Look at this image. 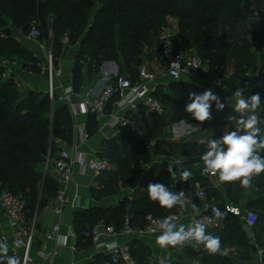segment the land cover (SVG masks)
<instances>
[{
    "label": "trees",
    "instance_id": "1",
    "mask_svg": "<svg viewBox=\"0 0 264 264\" xmlns=\"http://www.w3.org/2000/svg\"><path fill=\"white\" fill-rule=\"evenodd\" d=\"M247 2L248 0H0V30L7 23L6 18L14 26L22 27L23 32L29 31L32 23H37L40 37L46 38L50 32V49L54 65L62 50L64 38L67 39L68 45H78L76 62L71 70L72 89L78 92L83 82L80 60L84 56L94 61H99L100 57L118 59L123 69L120 73L125 72L126 76L135 81L141 65L140 56L144 45L150 42L148 39L150 32L163 26L168 16H174L179 20V38L174 41L176 50L191 49L204 62L208 61L210 67H213L218 60L222 63L227 58L232 60L233 73L229 78L228 86L237 79L240 82L237 87L246 88V96L258 91L262 95L264 91L253 87L254 84L247 80L245 75L257 70L261 63L259 75L264 78L262 51L264 23L251 33V39L235 31L246 20L247 6L250 4ZM226 24L231 25L229 29L225 27ZM232 28L234 32L231 31ZM0 54L6 58L14 56L24 59L26 61L24 66H28V69L34 72L40 70L39 60L32 57L10 34L1 36L0 33ZM28 61H31V64L27 65ZM2 71L3 67L0 66V75ZM182 83L184 82L170 83L171 92L177 97L173 96L167 101L185 109L190 101L188 93L179 88ZM159 101L161 102L160 99ZM228 101L234 104L235 98ZM215 109L213 103L211 113ZM94 117L93 114H89L88 117L87 129L90 134L96 131ZM71 120L70 109L66 104L58 102L56 95L50 99L46 92L33 90L22 92L15 85L12 77L0 81V184L24 200L26 218H32L48 198L52 199L56 195L49 169L57 152L56 139L66 138L69 135L67 133ZM186 120L190 123L197 122L191 115L187 116ZM160 128L161 126H156L146 135L137 137L130 144V150L124 152L123 158L119 156L120 152L101 155L112 162L116 161L119 168L117 172H111L113 174H105L107 180L95 191L96 199L117 194L120 186H127L137 177L143 163H152L153 153L147 148L152 137L156 138V153L189 157L188 162L196 165L191 170L189 183L182 181L180 174L183 170L176 167H172L174 175L169 173L168 168L159 169L155 175L152 169L146 172V177L151 183H164L172 191H177L185 184L193 192V183L199 182L201 186L206 187L205 193L212 192V195L218 197V191L212 190L209 175H202L204 165L200 157L206 150L205 145L200 141H181L167 143L161 148V144L166 141L160 137L162 135ZM221 135L215 133L211 139L219 138ZM252 182L254 191L252 190L253 194L247 202V207L257 213V221L253 226L255 230L261 228L264 223V173L254 177ZM223 185L226 189V199L202 213L211 215L217 220V225L207 228V232L220 236L222 249L225 251L226 248L234 245L251 250V244L247 243L242 230L241 217L225 209L226 204L235 202L242 187L239 182ZM214 207L226 211V218L217 219L212 213ZM177 208L178 206L173 209L161 208L157 203L150 201L148 193L145 192L139 196L134 194L125 196L111 209L114 211L112 216H108L106 211L99 208L76 211L72 222V228L77 236L76 244L83 248L91 246V236L84 239L85 224L91 229L98 220L102 219L108 224L112 222L119 230L128 217L132 225L143 226L144 216L147 213L164 216L176 211ZM129 245L134 263L148 264L147 251L134 248L132 246L134 244L129 243ZM186 253L197 261L192 264H240L229 255L209 254L203 245L199 244L195 249L186 247ZM261 260L264 263V254Z\"/></svg>",
    "mask_w": 264,
    "mask_h": 264
},
{
    "label": "crops",
    "instance_id": "2",
    "mask_svg": "<svg viewBox=\"0 0 264 264\" xmlns=\"http://www.w3.org/2000/svg\"><path fill=\"white\" fill-rule=\"evenodd\" d=\"M247 3L250 4L247 6L248 9L246 12V20L244 21L243 25L238 26L235 31L240 32L241 35H244L248 39H251V33L257 27L264 23V0H248ZM6 19V25L0 30L1 35L4 36L10 34L14 39L19 41L32 55V57L39 60L40 70L38 72H34L33 70L28 69V66H24L26 61H24L23 59L18 58L19 61L17 58H15L14 60H9L0 54V66L3 67V71L0 75V81L6 80L2 77V73L6 71V69H8L10 78L14 77L19 80L20 86L18 89L22 92L33 90L36 92L47 93L48 74L47 65L44 61V51L46 48H50V39L46 37V41H44L40 38H30L27 36L28 32H23L22 27H16L8 18ZM230 26V24H226L225 27L229 29ZM163 31L168 32L172 36L174 41L178 40V18L174 16H168L163 26H161L158 30H153L150 32V35L148 36L150 42L148 44H150L152 47L148 48L147 42L145 43L143 53L140 56L141 65L139 66L141 67L142 65H144L150 72H153L155 74L152 95L154 97L156 96L155 98L158 100L160 99L162 102H160L163 107V112L161 114L152 112L149 107L140 102H135L128 109L121 110L116 105L114 99L107 103L105 108V117L103 119H99L94 115L96 131L93 134L88 133L87 127L88 117L90 113L82 112L81 104L87 98L98 96L106 84L114 81L116 77L121 76L120 74L122 73L120 72L123 69L121 68L118 59L100 57L99 61H94L90 60L89 57L84 56L80 60V62L82 63L81 67L83 72L82 86L78 92L72 91L71 95V98L73 99L77 108L74 112H71L72 120L69 125V133H67V135H69L66 138L56 139L57 152L54 155L53 162L51 163L49 169L54 187L56 188V193L59 189V182L55 174L54 161L61 149L81 152L86 156L97 155L100 157L101 155L106 156L111 152H120L121 155L119 156L123 158L124 152L130 150V144L137 137L146 135L147 132L152 131L156 126H161L160 129L162 131V135L160 137L165 139L166 141V143L161 144V148L165 147L167 143L181 141H201L202 139L210 140L215 133L223 134L224 132L235 130L234 121L228 119L229 116H236L237 118H239L238 113L234 111L235 103L228 104V100L232 96V94L228 92L230 87L228 86V84L230 82L229 78L233 73V61L229 60L228 58L223 63L218 60L213 67L209 66V68L206 67L208 62H205L206 64L204 66V69L200 71L202 73L201 75L199 72L194 77H184L179 80L188 85L190 83L196 84L198 81H200V76L207 78L208 82L207 79H205L206 81H203L206 83L205 86L203 85L204 91L211 89L213 93L216 94L220 98V100L226 104L224 110L218 112L215 109L212 112V119L202 124H200L199 122L188 123L181 117L177 118L175 122L170 123L171 119L175 117H173L170 112L167 113L162 99L165 98L164 101L167 102L168 99L171 100V98L174 96L170 93V83H172L173 80L168 77L167 71L165 75H161L156 69V65L160 63H164L166 66L165 60L161 57L159 42V51H153V43L155 47L157 44L156 41L158 40L159 35L164 33ZM231 31L234 32V28H232ZM78 50V45H68L66 42L63 43L62 50L57 58L56 66L53 72V90L56 96L62 95L63 90L66 87L72 88L71 70L75 65ZM262 51L264 52V48H262ZM3 62H6L7 64L3 65ZM29 63L31 64V61H28L27 65ZM258 66L259 67L257 70H255L254 72H249L245 76L247 80L251 81V83L254 84L253 87L255 86L258 89L264 91V78H261L259 75L261 63H259ZM217 67H220L221 73H217V70H215L217 69ZM209 70H211L212 73L215 70V74L209 73ZM123 73L127 75L125 72ZM260 96L262 100L261 105L255 111V115L258 119L259 127L261 128V135H264V94H260ZM168 102L170 103V101ZM173 105L176 108L181 109L174 103ZM170 109L172 110V107H170ZM109 115L125 116L130 121L131 127L124 128L119 124L109 126L105 123ZM181 120H185V122H181ZM189 124L196 125V127H189ZM81 125L85 126L86 131L89 134V138L85 140L80 136L79 128ZM170 125L173 126V128L175 127V129L177 128L178 131H174V133H171L172 135H164L165 129ZM194 131L196 132V135L191 136L193 133H195ZM202 131H204L205 133H202ZM183 133L185 135L182 136V139L181 134ZM179 137L181 140L179 139ZM155 140L156 138L152 137L151 141L155 142ZM152 153V163L142 164L143 173H141L142 175L140 176L139 181H136L137 183L134 182V184L132 185V182L128 186H120L121 192L103 197L101 199L95 198V191L105 184L107 180V176L105 174L111 172L94 175L90 170L82 169L78 165H74L72 168L71 180L65 188L69 202L64 207L62 214L57 215L53 212V210L49 207L50 202L53 198H48V200H46V202L39 208L37 212L34 213L32 217H35V222L27 264H109V256H107L105 252L97 251L92 245V241L90 247L83 248L77 246V236L72 228L74 213L76 211L99 208L102 211H106V214L108 216H112V212L114 211H111V209L116 206V204L125 196H131L133 194L135 196H139L147 192V186L151 182L146 177V172L152 169L153 175H155L159 172V169L168 168L170 162L172 164V167H176L182 170L188 169L190 171L196 165L194 163L191 164L188 162L189 157L184 158L180 155L176 156L158 154L155 150ZM112 163L115 165V170L112 172H115L118 170L119 166L116 161H113ZM209 178L211 179L212 190L215 189L219 193L218 197L212 195V192L209 193L208 191H206L205 197H199V188L203 189L204 191L206 190V187L201 186L199 182L193 183V192L191 191V189H189L191 196L190 201L198 205L201 214L206 209L219 203L221 200L226 199L225 186L221 184L219 187H217L219 181L216 176L209 175ZM252 190L254 191L253 182L250 188L241 189L235 202L232 201L233 205H237L243 210L247 209V202L253 194ZM176 212H178L179 214V221L177 222V225H187L188 223H190L192 215L190 204L186 206L185 209H181L178 206ZM242 221L243 223L241 226L246 236V240L249 242V244L255 245L257 253H253L252 249L246 250L243 247L234 245L226 248L228 255L235 262L240 264H264L261 260L262 255L264 254V223L261 228H255V230L261 229V231H257L259 233L254 234L253 227H248L243 219ZM111 224L114 225L112 222ZM54 225H58V230L53 234L51 238H47L46 233ZM85 225L86 231L84 233V239H88V236H90V226H88L87 224ZM157 236L158 235L137 236L135 234L125 235L122 233H118L115 237L112 238L119 243H131L134 244L132 245L134 246V248H142L146 250V261L148 262V264H163L164 261H167L168 264L172 262L176 264H192L197 262L195 259L190 258L187 255L186 247L188 246L161 248L156 244ZM0 240H4L8 243V255H16L21 261L24 246L22 243L19 247H16L15 241H23V236L21 232H19L18 227L12 224V221L3 213L1 208ZM134 262L135 261L133 260V264H135Z\"/></svg>",
    "mask_w": 264,
    "mask_h": 264
},
{
    "label": "built area",
    "instance_id": "3",
    "mask_svg": "<svg viewBox=\"0 0 264 264\" xmlns=\"http://www.w3.org/2000/svg\"><path fill=\"white\" fill-rule=\"evenodd\" d=\"M40 30L36 23H32L27 36L30 38H39ZM3 36V35H1ZM48 38L50 39V32H48ZM67 39L64 38V42ZM159 45L161 51V57L165 60L167 66V75L173 81H179L180 79L187 77L191 78L196 76L201 70L204 69V60L191 49L186 51L176 50L174 39L167 33H162L159 36ZM48 61H47V74H48V89L47 94L50 99H53V75L52 68V55L51 49L48 47ZM6 65V62L2 63ZM8 69L2 73L4 79L10 78ZM155 74L150 72L144 65L138 69V78L134 81L132 78L126 75L118 76L114 81L105 85L101 93L96 97L87 98L81 104V111L95 115L99 119L105 117V108L107 103L115 99L116 105L125 110L131 107L135 102H140L152 112L162 113L163 107L158 99L152 95L154 87ZM15 85L19 88L20 82L13 77ZM72 88L66 87L63 90V94L57 96L59 102L68 105L70 112L76 110V105L71 98ZM106 124L114 126L119 124L121 127H131L130 121L125 116L109 115L106 119ZM80 136L82 139L89 138V134L86 131L84 125L79 128ZM150 151L155 150V142L150 141L147 145ZM74 165H78L82 169L90 170L94 175H100L106 172H112L115 170V165L107 158L97 155L86 156L85 154L77 151H70L68 149H61L54 161L55 174L59 182V189L55 197L51 200L49 207L57 215H61L64 207L68 204L69 199L66 195V185L71 180L72 168ZM183 190L191 199L190 190L183 184L178 191ZM199 197H205L203 189L198 190ZM25 203L21 197L13 194L9 190L3 188L0 185V208L3 213L12 221V224L16 225L23 236L24 251L21 257V264H27L29 259V250L32 242V234L34 229L35 217L32 219H26L24 212ZM225 209L241 217L248 227H253L257 221V213L252 209L243 210L237 205L226 204ZM173 216L175 222L179 221V214L176 211L167 213L164 216H154L151 213H147L144 216L143 226H134L130 223L129 218H125L122 227L118 230L114 225L106 223L104 220H98L90 229V236L92 245L97 251L105 252L109 256L110 263L133 264V259L130 252V245L127 242L119 243L112 237H115L118 233L125 235H159L158 229L159 222L165 217ZM197 219L203 220L208 227L212 228L217 225V220L208 214H202ZM29 220V221H28ZM58 230V225H54L47 233L46 237L51 238L53 234ZM111 237V238H110ZM191 246L197 247L196 242L191 244H185L182 247Z\"/></svg>",
    "mask_w": 264,
    "mask_h": 264
},
{
    "label": "clouds",
    "instance_id": "4",
    "mask_svg": "<svg viewBox=\"0 0 264 264\" xmlns=\"http://www.w3.org/2000/svg\"><path fill=\"white\" fill-rule=\"evenodd\" d=\"M245 90L246 88L239 87L229 98V100L235 98L234 111L239 114V118L228 117L234 121L235 130L224 132L219 138L200 141L206 149L200 157L204 165L202 175L217 176L219 181L217 187L224 183L239 182L242 188L247 189L252 186L254 177L264 173V135H261V128L255 115L262 100L258 92L246 96ZM188 100L190 102L186 104L184 110L200 124L212 119L213 103L218 112L226 107V104L211 89L201 94L190 91ZM189 127H196V125L189 124ZM168 171L174 175L171 162ZM180 175L182 181L187 182L192 172L184 169ZM147 193L149 200L157 203L161 208L173 209L179 206L185 209L189 204L191 206V220L187 225H177L173 216L165 217L159 222L160 234L156 237V244L159 247H182L194 241L196 244L203 245L209 254L228 255L227 251L222 249L220 236L207 232L208 225L203 220L197 219L201 216L200 208L188 199L183 190L172 191L164 183H150L147 186ZM212 213L220 220L227 215L226 211L218 207L212 208ZM21 244L22 241H15L16 247ZM8 253V243L0 240V264H21L16 255H8ZM163 264L168 262L164 261Z\"/></svg>",
    "mask_w": 264,
    "mask_h": 264
},
{
    "label": "rangeland",
    "instance_id": "5",
    "mask_svg": "<svg viewBox=\"0 0 264 264\" xmlns=\"http://www.w3.org/2000/svg\"><path fill=\"white\" fill-rule=\"evenodd\" d=\"M36 25H37V27H38V24L36 23ZM39 28V27H38ZM29 29V28H28ZM28 30H26L25 32H27ZM164 33H167V34H169L168 32H165V31H163ZM170 35V34H169ZM160 36V35H159ZM40 39H42V40H44V41H46L45 40V38H43V37H39ZM43 41V42H44ZM157 42V44H156V46L154 47V43H153V51L155 50V51H159V47H158V42H159V37H158V40L156 41ZM147 46H148V48H150V47H152L150 44H148V42H147ZM45 53V56H44V61L46 62V65H47V61H48V48H46L45 49V51H44ZM192 52H195V51H193L192 50ZM213 55H215V53L214 52H211ZM51 55H52V53H51ZM6 59H9V60H14L15 58H14V56L12 57V58H6ZM18 59V58H17ZM24 60V59H23ZM53 57H52V68H53V71H54V68H55V66L56 65H54V62H53ZM18 61H19V59H18ZM208 62V61H207ZM206 67L207 68H209V65H208V63H207V65H206ZM156 69H157V71H158V73L159 74H161V75H165L166 74V71H167V69H166V66H165V64L164 63H160V64H157L156 65ZM223 69H225V68H223ZM215 70H217V73L218 72H220V67H217V69H215ZM215 70H214V72L212 73V71L211 70H209V73H211V74H215ZM221 73V72H220ZM223 73H224V71H223ZM123 75H125L124 73H122ZM122 74H120V75H122ZM202 73L200 72V75H201ZM210 74V75H211ZM199 79H200V81H198L196 84H193V85H190V84H188V85H186V83H182V84H180L179 85V88L180 89H182V90H184V91H186L188 94H189V92L190 91H192V92H195V93H197V94H201L203 91H204V88H203V85L205 86L206 85V83L205 82H203V81H206L205 79H207V78H204L203 76H200L199 77ZM246 81V80H245ZM185 82H188V81H185ZM207 82H208V79H207ZM247 82V81H246ZM232 85L229 87V90H228V92L230 93V94H232L233 95V93L237 90V86H239L240 85V82H239V80H237V79H235V80H233L232 82ZM248 83V82H247ZM230 85V84H229ZM249 88H250V86H248ZM255 90H257V89H255ZM258 91V90H257ZM260 91H258V93H259ZM171 93V95H174L172 92H170ZM175 97H177V96H175L174 95V98ZM173 98V99H174ZM162 101H163V105H164V107H165V110L167 111V113L168 112H170V114H172V116L173 117H175V118H172L171 119V121H170V123H173V122H175L176 120H177V118H179V117H181V118H183V119H185L186 120V117L187 116H189L190 114L189 113H187L184 109H179V108H176L174 105H173V103L170 101V103L167 101H164V99H162ZM170 107H172V110L170 109ZM170 109V110H169ZM186 116V117H182V116ZM186 122H188V123H190L189 121H187L186 120ZM173 131V132H172ZM174 131H178V129L176 128L175 129V127L173 128V126H168L166 129H165V132H164V135H170L171 133H174ZM195 132V131H194ZM202 133H205L204 131H202ZM172 135V134H171ZM183 135H185L184 133L183 134H181V138L183 139ZM196 135V132L195 133H193L191 136H195ZM176 136V135H175ZM177 138V137H176ZM175 138V139H176ZM184 138H185V136H184ZM167 139V138H166ZM178 139V138H177ZM179 139H180V137H179ZM165 140V139H164ZM181 140V139H180ZM125 152H127V151H125ZM152 160H153V156H152ZM142 165H141V167H140V169H139V173H138V175H137V177L131 182L132 183V185L134 184V182H136V181H139V178H140V176L142 175L141 173H143V169H142ZM117 172V171H116ZM111 174H113V173H111ZM131 183H129V184H131ZM137 183V182H136ZM128 184V185H129ZM127 185V186H128ZM124 187V186H123ZM119 192H121L120 190H119ZM229 204H233L232 202H229ZM263 228V227H262ZM257 231H261V229H257V230H254L253 231V233L254 234H257V233H259V232H257ZM247 243H249L248 241H247ZM245 249V248H244ZM247 250V249H246Z\"/></svg>",
    "mask_w": 264,
    "mask_h": 264
},
{
    "label": "water",
    "instance_id": "6",
    "mask_svg": "<svg viewBox=\"0 0 264 264\" xmlns=\"http://www.w3.org/2000/svg\"><path fill=\"white\" fill-rule=\"evenodd\" d=\"M251 249H252L253 253H257V249L255 248L254 244H251Z\"/></svg>",
    "mask_w": 264,
    "mask_h": 264
}]
</instances>
